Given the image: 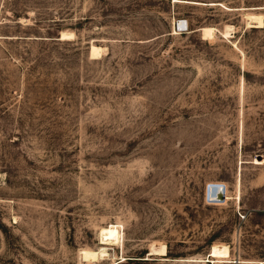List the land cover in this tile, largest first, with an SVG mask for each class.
<instances>
[{"label": "rangeland", "instance_id": "rangeland-1", "mask_svg": "<svg viewBox=\"0 0 264 264\" xmlns=\"http://www.w3.org/2000/svg\"><path fill=\"white\" fill-rule=\"evenodd\" d=\"M251 13L264 0H0V264H261ZM110 223L121 243L86 260Z\"/></svg>", "mask_w": 264, "mask_h": 264}, {"label": "bare ground", "instance_id": "bare-ground-1", "mask_svg": "<svg viewBox=\"0 0 264 264\" xmlns=\"http://www.w3.org/2000/svg\"><path fill=\"white\" fill-rule=\"evenodd\" d=\"M249 16L250 17L248 18V22H247L248 27L251 26V25H256V26L263 25L264 15L262 13L261 14L251 13V14H249ZM182 25H184L183 22L180 23V26H182ZM202 29H203V32H204V36L205 35H210V34L213 35L214 27H204ZM223 33L227 35L228 29L226 31H224ZM69 34L70 33L63 32L62 35H61V38L68 37L67 35H69ZM71 36H72V34H71ZM100 50H101V47L99 45H97L95 43H92L91 48H90L91 56L93 55V57H94V55H96L99 52H101ZM254 161L255 162H263L264 161V157L262 159H257L256 158ZM255 164H257V163H255ZM228 197H229V195L227 194V187L224 184V198L222 200H216L215 199V200H210V201H212V202H223ZM99 236H100V244H99L98 247H96V248H83L81 250V255L84 258H86V260L87 259H89V260L91 259L92 260L94 258L104 257L105 255L110 253V252L107 251V248H108L107 244L108 243H114L116 241H119V243H121V241H122L121 240V233H120L119 225L116 224V223H110V224H108L106 226H102L100 228V230H99ZM160 249H155V251H160ZM155 251H153V252H155ZM228 255H229L228 244H226V243H215V244L212 245L208 260L222 259L223 256H228ZM116 261L117 260H112V261L107 262L105 264H116ZM261 264H264V263H261Z\"/></svg>", "mask_w": 264, "mask_h": 264}, {"label": "water", "instance_id": "water-1", "mask_svg": "<svg viewBox=\"0 0 264 264\" xmlns=\"http://www.w3.org/2000/svg\"><path fill=\"white\" fill-rule=\"evenodd\" d=\"M206 198L208 200H222L224 198V183L208 182L206 185Z\"/></svg>", "mask_w": 264, "mask_h": 264}, {"label": "trees", "instance_id": "trees-1", "mask_svg": "<svg viewBox=\"0 0 264 264\" xmlns=\"http://www.w3.org/2000/svg\"><path fill=\"white\" fill-rule=\"evenodd\" d=\"M260 263H264V261H260Z\"/></svg>", "mask_w": 264, "mask_h": 264}]
</instances>
